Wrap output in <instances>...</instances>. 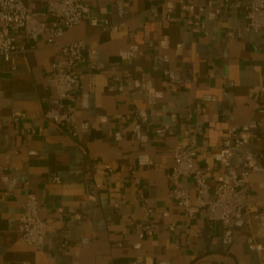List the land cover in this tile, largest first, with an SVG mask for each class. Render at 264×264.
Listing matches in <instances>:
<instances>
[{
    "label": "crops",
    "instance_id": "obj_1",
    "mask_svg": "<svg viewBox=\"0 0 264 264\" xmlns=\"http://www.w3.org/2000/svg\"><path fill=\"white\" fill-rule=\"evenodd\" d=\"M49 1L25 3L45 12ZM80 1L121 30L83 21L64 32L62 41L86 40L84 88L74 103L61 100L49 81L60 53L44 35L28 41L32 49L15 58L16 71L0 58V264H264L250 247L264 244V36L239 34L245 11L222 7L225 0ZM195 16L200 27L190 20ZM12 31L23 43L21 30ZM115 75L124 80L123 94L109 89ZM196 103L206 111H196ZM69 108L76 136L45 117L48 109ZM136 111L151 124L130 119ZM232 117L241 127L236 170L256 160L249 190L258 211L227 225L199 211L187 227L184 210L168 196L173 149L188 146L185 129L198 132L196 160L214 183L215 153ZM3 174L18 180L12 194ZM182 186L193 189V179L183 178ZM28 190L48 220L40 248L19 231Z\"/></svg>",
    "mask_w": 264,
    "mask_h": 264
},
{
    "label": "built area",
    "instance_id": "obj_2",
    "mask_svg": "<svg viewBox=\"0 0 264 264\" xmlns=\"http://www.w3.org/2000/svg\"><path fill=\"white\" fill-rule=\"evenodd\" d=\"M221 6L235 7L245 11L247 23L242 30L238 31L239 34L242 31H252L264 36V0H251L245 6L239 1L225 0ZM190 20L196 27H200L199 16L192 17ZM83 21H88L102 31L121 30V23L94 15L92 7L80 0H50L45 12L31 11L25 0H0V58L9 63L12 71H16L15 58L32 49L28 41H38L39 37L44 35L47 44L57 46L60 53V58L51 64L49 81L54 85L61 100L74 103L84 88L83 73L80 67L88 61L85 55L86 40L62 41L61 38L67 29ZM13 28L21 30L23 43L18 42L16 34L12 31ZM228 35L234 36L235 33L229 31ZM109 89L123 94L125 92L124 80L117 75L111 77ZM171 89L177 91L176 86L172 84ZM260 90L264 93V86ZM194 108L200 113L206 111V106L202 103H196ZM258 110L264 116V98ZM13 115L24 117L26 114L15 110ZM45 117L63 126L71 135L78 134L77 116L73 108L63 112L48 109L45 111ZM129 118L138 120L142 124H151L148 116L140 111L132 113ZM240 128L233 122V117L228 121L222 143L215 153L219 171L214 183L210 181L209 168L198 164L196 160L198 132L185 129L184 134L189 139L188 146L185 149L177 147L173 149L174 165L169 173L172 183L168 196L184 210L187 227L199 211L205 213V217L210 222L224 225L242 217L249 218L258 211L252 203L249 190L251 168L256 164V160H249L247 168L241 171H237L233 163L241 147ZM104 166L111 173L115 170L111 164L105 163ZM185 177L193 179V189L182 186V179ZM1 178L8 192L12 194L18 185L17 178L9 174H3ZM52 182L60 183L61 179L54 177ZM27 186L31 187V184L27 182ZM93 187L99 189L102 185L96 184ZM62 210L59 208V211ZM41 213L42 204L37 193L34 190H28L20 214L19 231L22 240L36 248H40L44 243L48 225V220ZM170 228L174 230L176 225L172 224ZM186 232H189V228ZM250 247L264 256L263 243L253 241Z\"/></svg>",
    "mask_w": 264,
    "mask_h": 264
}]
</instances>
